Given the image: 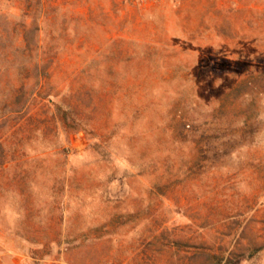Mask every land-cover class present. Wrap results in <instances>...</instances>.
Returning a JSON list of instances; mask_svg holds the SVG:
<instances>
[{
  "label": "rangeland",
  "instance_id": "rangeland-1",
  "mask_svg": "<svg viewBox=\"0 0 264 264\" xmlns=\"http://www.w3.org/2000/svg\"><path fill=\"white\" fill-rule=\"evenodd\" d=\"M0 264H264V0H0Z\"/></svg>",
  "mask_w": 264,
  "mask_h": 264
},
{
  "label": "built area",
  "instance_id": "built-area-1",
  "mask_svg": "<svg viewBox=\"0 0 264 264\" xmlns=\"http://www.w3.org/2000/svg\"><path fill=\"white\" fill-rule=\"evenodd\" d=\"M140 2H156V1H160V0H138Z\"/></svg>",
  "mask_w": 264,
  "mask_h": 264
},
{
  "label": "trees",
  "instance_id": "trees-1",
  "mask_svg": "<svg viewBox=\"0 0 264 264\" xmlns=\"http://www.w3.org/2000/svg\"><path fill=\"white\" fill-rule=\"evenodd\" d=\"M55 105V107H58L56 104H54Z\"/></svg>",
  "mask_w": 264,
  "mask_h": 264
}]
</instances>
